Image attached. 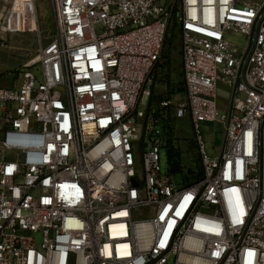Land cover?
Returning <instances> with one entry per match:
<instances>
[{
    "label": "built area",
    "instance_id": "obj_1",
    "mask_svg": "<svg viewBox=\"0 0 264 264\" xmlns=\"http://www.w3.org/2000/svg\"><path fill=\"white\" fill-rule=\"evenodd\" d=\"M54 12L19 86L0 77V264H264V0H55ZM171 28L175 116L190 117L201 162L180 184L147 118ZM204 122L224 126L215 156Z\"/></svg>",
    "mask_w": 264,
    "mask_h": 264
},
{
    "label": "rangeland",
    "instance_id": "obj_2",
    "mask_svg": "<svg viewBox=\"0 0 264 264\" xmlns=\"http://www.w3.org/2000/svg\"><path fill=\"white\" fill-rule=\"evenodd\" d=\"M260 3L262 0H252ZM55 0H0V77L2 86L16 88L20 84L19 71L25 63L37 56L40 46L46 44L55 33ZM228 38L237 45L243 44L241 35L228 34ZM181 38L172 28L166 37L160 61L151 74L150 102L161 109L163 101H170L164 116L170 125V138L174 152L181 160L182 170L174 172L175 181H183L186 168L201 169L200 154L195 141L190 117L175 116L176 108L184 102V85L181 69ZM12 74H15L13 77ZM230 90L224 83L217 86V103L227 105ZM150 134L162 139L160 148L161 172L167 173L170 164L168 127L162 122L149 120ZM148 125V126H149ZM157 133V134H156ZM201 133L206 152L210 156L218 154L223 145L224 126L221 122L201 123Z\"/></svg>",
    "mask_w": 264,
    "mask_h": 264
},
{
    "label": "trees",
    "instance_id": "obj_3",
    "mask_svg": "<svg viewBox=\"0 0 264 264\" xmlns=\"http://www.w3.org/2000/svg\"><path fill=\"white\" fill-rule=\"evenodd\" d=\"M166 108V107H163ZM163 108L157 109V107H153L151 103L149 102L148 107H147V118L148 119H153L154 123L157 122H165L163 126L166 128H169V133H168V147H169V160L172 162L174 158H178V155L174 152L173 150V145H172V139L170 138V125L167 122V118L165 113L167 112ZM179 159V158H178ZM173 164V172L180 171L181 167L178 164L172 163ZM201 176V169L198 170L197 175H193L190 177L191 180L199 178Z\"/></svg>",
    "mask_w": 264,
    "mask_h": 264
},
{
    "label": "water",
    "instance_id": "obj_4",
    "mask_svg": "<svg viewBox=\"0 0 264 264\" xmlns=\"http://www.w3.org/2000/svg\"><path fill=\"white\" fill-rule=\"evenodd\" d=\"M172 163H175V164L181 165V160L178 159V158H174V159L172 160ZM134 183L136 184V181H134Z\"/></svg>",
    "mask_w": 264,
    "mask_h": 264
},
{
    "label": "crops",
    "instance_id": "obj_5",
    "mask_svg": "<svg viewBox=\"0 0 264 264\" xmlns=\"http://www.w3.org/2000/svg\"><path fill=\"white\" fill-rule=\"evenodd\" d=\"M182 65V64H181ZM181 69H182V66H181ZM229 104V103H228ZM228 104L227 105H222V106H220L222 109H225V108H227V106H228Z\"/></svg>",
    "mask_w": 264,
    "mask_h": 264
}]
</instances>
